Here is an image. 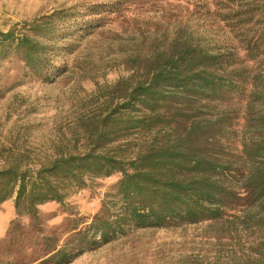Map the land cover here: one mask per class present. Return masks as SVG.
<instances>
[{
  "label": "trees",
  "instance_id": "trees-1",
  "mask_svg": "<svg viewBox=\"0 0 264 264\" xmlns=\"http://www.w3.org/2000/svg\"><path fill=\"white\" fill-rule=\"evenodd\" d=\"M209 3L239 52L209 49L178 30L141 73L109 86L121 92L104 100L106 111L84 131L80 151H56L35 166L0 165V204L13 198L16 212L0 241V264H68L127 229L203 221L253 236L237 264H264V0ZM27 30L32 34L0 31V58L11 51L47 79L53 72L39 41L44 35L34 22ZM233 95L245 101L238 129L225 111H210ZM133 134L143 141L128 151L123 146ZM114 173L120 177L99 211L88 222L72 217L66 192L86 177ZM48 202L69 212L63 233L43 227L38 206Z\"/></svg>",
  "mask_w": 264,
  "mask_h": 264
},
{
  "label": "rangeland",
  "instance_id": "rangeland-1",
  "mask_svg": "<svg viewBox=\"0 0 264 264\" xmlns=\"http://www.w3.org/2000/svg\"><path fill=\"white\" fill-rule=\"evenodd\" d=\"M210 1L0 0V31L32 34L29 25H39L44 61L53 72L42 79L11 51L0 58V165L35 166L56 151H80L84 131L106 111L104 100L121 92H108L109 86L141 73L147 57L157 47H168L178 30L192 32L209 49L234 53L235 46L239 52L234 32L212 14ZM93 19L102 26L90 27ZM244 110L239 95L210 107L225 111L235 129ZM127 138L128 151L143 141L140 134ZM119 177H86L83 186L70 188L65 204L72 217L88 222ZM38 209L47 231H65L61 225L69 212L64 206L48 202ZM15 218L9 198L0 204V241ZM252 237L235 235L234 228L216 221L132 228L68 264H237Z\"/></svg>",
  "mask_w": 264,
  "mask_h": 264
}]
</instances>
